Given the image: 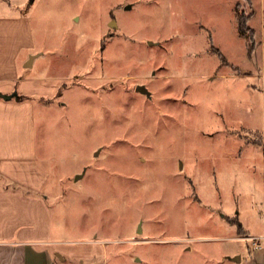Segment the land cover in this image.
<instances>
[{
  "label": "rangeland",
  "instance_id": "obj_1",
  "mask_svg": "<svg viewBox=\"0 0 264 264\" xmlns=\"http://www.w3.org/2000/svg\"><path fill=\"white\" fill-rule=\"evenodd\" d=\"M15 5L34 30L27 77L60 232L112 240L107 264H240L247 241L228 219L263 223L264 131L247 127L264 122V82L232 76L225 58L247 66L227 12L182 0Z\"/></svg>",
  "mask_w": 264,
  "mask_h": 264
},
{
  "label": "crops",
  "instance_id": "obj_2",
  "mask_svg": "<svg viewBox=\"0 0 264 264\" xmlns=\"http://www.w3.org/2000/svg\"><path fill=\"white\" fill-rule=\"evenodd\" d=\"M26 1L0 0V93L25 96L23 101L0 98V264H107L112 240H98L96 235L68 239L54 223L48 203L51 172L39 158L36 140L32 101L39 92L33 89V79L27 77L29 54H34V30L27 10L10 11L16 3ZM183 1L226 11L231 30L244 41L247 66L240 69L237 61L225 58L237 70L232 76L248 75L264 82V0ZM239 8L245 15L252 14L248 26L253 40L239 31ZM197 10L203 13L201 7ZM200 26L215 29L208 21H201ZM247 129L264 131V122L261 127ZM238 221L243 229L241 238L248 246L245 255L239 253L240 264H264V218L256 231L252 223ZM251 237L262 238L259 247L253 245Z\"/></svg>",
  "mask_w": 264,
  "mask_h": 264
},
{
  "label": "trees",
  "instance_id": "obj_3",
  "mask_svg": "<svg viewBox=\"0 0 264 264\" xmlns=\"http://www.w3.org/2000/svg\"><path fill=\"white\" fill-rule=\"evenodd\" d=\"M251 16L252 14L245 15L244 13H238V23L240 33L243 36H248L251 40H253V30L248 26V21ZM214 51L217 52L220 56H222V53L217 48ZM16 99L18 101H23L25 99V96H17ZM228 220L230 223L236 224L238 226L239 232L243 233L242 224L238 221V219L229 218Z\"/></svg>",
  "mask_w": 264,
  "mask_h": 264
},
{
  "label": "water",
  "instance_id": "obj_4",
  "mask_svg": "<svg viewBox=\"0 0 264 264\" xmlns=\"http://www.w3.org/2000/svg\"><path fill=\"white\" fill-rule=\"evenodd\" d=\"M113 26H115V24H113ZM35 56H31L28 63L26 64L27 67H31L32 66V63H33V60H34ZM137 91L140 92V93H143V94H146L148 96L151 95V93L148 91V89L146 88V86L144 85H139L137 86ZM18 95L17 94H13V95H4L2 93H0V98H3V99H6V100H10L12 99L13 97H17ZM80 176H77V179L79 178ZM235 260L237 261H240V257H237L235 258Z\"/></svg>",
  "mask_w": 264,
  "mask_h": 264
},
{
  "label": "built area",
  "instance_id": "obj_5",
  "mask_svg": "<svg viewBox=\"0 0 264 264\" xmlns=\"http://www.w3.org/2000/svg\"><path fill=\"white\" fill-rule=\"evenodd\" d=\"M250 239L255 247H259L260 240L262 239L261 237H251Z\"/></svg>",
  "mask_w": 264,
  "mask_h": 264
}]
</instances>
